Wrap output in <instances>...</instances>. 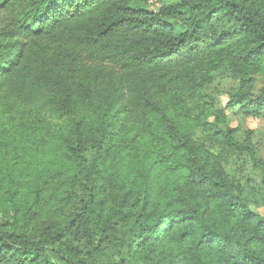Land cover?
<instances>
[{
  "label": "trees",
  "instance_id": "1",
  "mask_svg": "<svg viewBox=\"0 0 264 264\" xmlns=\"http://www.w3.org/2000/svg\"><path fill=\"white\" fill-rule=\"evenodd\" d=\"M149 1L0 0V264H264V0Z\"/></svg>",
  "mask_w": 264,
  "mask_h": 264
},
{
  "label": "rangeland",
  "instance_id": "2",
  "mask_svg": "<svg viewBox=\"0 0 264 264\" xmlns=\"http://www.w3.org/2000/svg\"><path fill=\"white\" fill-rule=\"evenodd\" d=\"M176 2L178 0H170ZM214 85L221 90L236 89L237 83L228 78L218 77ZM264 81L259 79L256 87L251 90L252 96L255 98L262 93ZM223 105L226 104L228 97L221 96ZM226 114L230 117V125L237 128V139L244 141L250 138L256 147L257 154L264 161V115L260 117H248L242 114L239 108L234 110L226 109ZM213 151L217 154L223 163L227 172L231 177L240 182L247 190L249 198L253 199L260 211H264V186L262 184V172L253 169L248 160L244 162L241 158L234 156L224 148L214 147Z\"/></svg>",
  "mask_w": 264,
  "mask_h": 264
},
{
  "label": "built area",
  "instance_id": "3",
  "mask_svg": "<svg viewBox=\"0 0 264 264\" xmlns=\"http://www.w3.org/2000/svg\"><path fill=\"white\" fill-rule=\"evenodd\" d=\"M162 1H163V0H150V1H149L150 9H152V10H154V11L159 10V8H160L161 5H162Z\"/></svg>",
  "mask_w": 264,
  "mask_h": 264
}]
</instances>
